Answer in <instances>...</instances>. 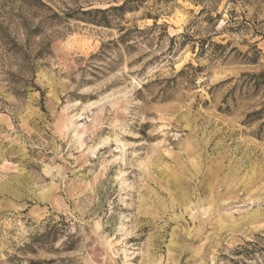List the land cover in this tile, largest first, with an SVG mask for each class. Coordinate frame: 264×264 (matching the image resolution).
<instances>
[{
	"label": "rangeland",
	"instance_id": "obj_1",
	"mask_svg": "<svg viewBox=\"0 0 264 264\" xmlns=\"http://www.w3.org/2000/svg\"><path fill=\"white\" fill-rule=\"evenodd\" d=\"M124 1L0 0V264H264V0Z\"/></svg>",
	"mask_w": 264,
	"mask_h": 264
},
{
	"label": "trees",
	"instance_id": "obj_2",
	"mask_svg": "<svg viewBox=\"0 0 264 264\" xmlns=\"http://www.w3.org/2000/svg\"><path fill=\"white\" fill-rule=\"evenodd\" d=\"M127 1H129V0H125L121 5L116 6V7H112V8L122 9L126 5ZM85 12H89V11H85Z\"/></svg>",
	"mask_w": 264,
	"mask_h": 264
},
{
	"label": "bare ground",
	"instance_id": "obj_3",
	"mask_svg": "<svg viewBox=\"0 0 264 264\" xmlns=\"http://www.w3.org/2000/svg\"><path fill=\"white\" fill-rule=\"evenodd\" d=\"M192 259V258H191ZM202 262V261H201ZM188 264H195V263H188Z\"/></svg>",
	"mask_w": 264,
	"mask_h": 264
}]
</instances>
